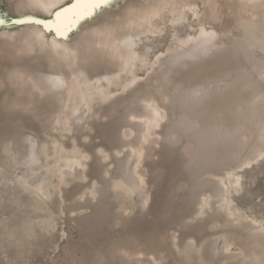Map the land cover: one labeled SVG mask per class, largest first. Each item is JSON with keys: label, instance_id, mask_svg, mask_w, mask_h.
<instances>
[{"label": "rangeland", "instance_id": "374dc122", "mask_svg": "<svg viewBox=\"0 0 264 264\" xmlns=\"http://www.w3.org/2000/svg\"><path fill=\"white\" fill-rule=\"evenodd\" d=\"M32 2L0 0V264H264V0L112 1L66 36L76 0Z\"/></svg>", "mask_w": 264, "mask_h": 264}, {"label": "bare ground", "instance_id": "6f19581e", "mask_svg": "<svg viewBox=\"0 0 264 264\" xmlns=\"http://www.w3.org/2000/svg\"><path fill=\"white\" fill-rule=\"evenodd\" d=\"M33 2V4L34 5H39V6H42L47 12H48V14H50V13H53V10H54V7L58 4V2L60 1V0H52V2H47V0H32ZM117 2V1H119V0H101V3L99 4V6L100 5H104V4H109V3H111V2ZM98 6V7H99ZM96 9V8H95ZM94 9V10H95ZM94 10H92V12L94 11ZM69 16L71 15V14H68ZM23 19V18H22ZM27 19V18H26ZM34 19H36L35 17H34ZM55 19H56V15H55ZM84 19V18H83ZM41 20V19H40ZM82 20V19H81ZM81 20H79V22L77 23V24H75L73 27H72V29H74V28H76V27H78L79 26V24H80V21ZM37 21V20H36ZM54 21L55 20H52L50 23H48V24H46L47 26H46V29H48V28H52V29H54L55 30V25H54ZM35 25V24H34ZM45 27V26H44ZM41 30H43V29H41ZM71 30V29H70ZM70 30H68V31H66V32H64L63 33V35H67L68 34V32H70ZM56 31V30H55ZM43 34V31H41V32H39V36H40V34ZM44 35V34H43ZM58 36V35H57ZM203 36H208L207 34L206 35H203ZM41 37H42V35H41ZM67 46V45H66ZM65 47V46H64ZM64 49H66V48H64ZM187 54V53H186ZM186 54H183V58H186V57H188V55H186ZM190 54H192V55H196V52H195V50L194 51H191L190 52ZM182 61H185L184 59H180L178 62L180 63V62H182ZM46 75V74H45ZM50 77V76H49ZM89 79V78H88ZM48 82H49V86H47L48 87V89H57V88H62V87H65V86H67L68 85V82H67V80H66V78H64V77H61V76H51L50 78H47L46 79ZM214 93V92H213ZM105 95V94H104ZM212 96H213V94H212ZM235 96V95H234ZM82 97V96H81ZM209 97H211V96H209ZM208 97V98H209ZM215 97V96H214ZM218 97V96H217ZM227 98V97H226ZM237 98V97H236ZM205 99V98H204ZM211 99V98H210ZM213 99V98H212ZM198 101H200V99H197ZM216 100H218V99H216ZM218 101H220V100H218ZM237 101H239V100H237ZM187 102V101H186ZM193 102H194V104H193ZM193 102H190V101H188L187 103H185V104H187V105H196L195 104V102L196 101H194L193 100ZM205 103L206 101H200V104L201 103ZM212 102H214L213 100H212ZM211 102V103H212ZM189 103V104H188ZM192 103V104H191ZM207 103H208V101H207ZM207 103H205V104H207ZM220 103V105H221V101L219 102ZM204 104V105H205ZM209 104V103H208ZM147 105V104H146ZM184 105V104H183ZM219 105V104H218ZM223 105V104H222ZM222 105H221V107H222ZM185 106V105H184ZM197 106L198 105H196V108H197ZM201 106H203V105H201ZM212 107L213 106H215L214 104L213 105H211ZM188 107V106H187ZM205 107V106H204ZM203 107V108H204ZM219 107V106H218ZM217 107V108H218ZM221 107L218 109L219 111L221 110ZM148 108V113H149V115H148V117H147V120H148V123H150L151 125H153V126H155V127H158L159 126V124H160V122H161V120L159 119V118H161V117H159V111H158V106H156V105H147L146 106V109ZM185 108H186V106H185ZM191 110L192 109H194L193 107H189ZM195 108V109H196ZM203 108L201 109V110H203ZM209 108H211V107H209ZM215 109H216V106L214 107ZM187 109V108H186ZM199 109V108H198ZM198 109H196V110H198ZM207 109H208V105H207ZM214 109V110H215ZM196 110H194V112L196 111ZM201 110H198L197 112L198 113H201L200 115H204V113H203V111H201ZM209 110V109H208ZM217 110V111H218ZM201 111V112H200ZM209 111H211V109L209 110ZM77 113V107H75L74 109H73V111H72V115H75ZM189 113V112H188ZM217 113V112H216ZM193 114V113H192ZM196 112H195V116H196ZM208 114H213L212 113V111L211 112H208ZM215 114V113H214ZM189 117H190V114L188 115ZM193 116V115H192ZM212 116V115H211ZM219 116V115H218ZM194 117V116H193ZM198 117H199V115H198ZM197 117V118H198ZM202 117V119H204V121H202V122H207V120H206V116H201ZM214 117V116H213ZM78 118V117H77ZM212 118V117H211ZM216 118V117H215ZM215 118H212V119H214V120H212V121H215ZM186 119V118H185ZM195 119V118H194ZM188 120V119H187ZM186 121V120H185ZM196 121H198L197 119H196ZM201 122V123H202ZM216 122H217V119H216ZM218 123V122H217ZM202 124H204V123H202ZM200 123H199V121L198 122H195V121H192L191 120V122H188L185 126L186 127H188L187 128V131L189 130H197V129H199L200 128ZM214 125V124H213ZM217 126V125H216ZM202 127V126H201ZM204 127H205V125H204ZM215 127V126H214ZM209 127H207L206 126V128H204V131L206 130V129H208ZM227 129V128H226ZM212 130H214V129H212ZM209 131H211V130H209ZM191 132V131H190ZM195 132V131H194ZM203 132V131H202ZM222 132H223V134H225L224 133V127H223V129H222ZM226 132V131H225ZM196 133V132H195ZM215 133V132H214ZM213 132H212V135L211 136H213V134H214ZM192 134V133H191ZM199 134H201V133H199ZM195 135V137H194V140L196 141V136L198 137L199 136V138L201 137V136H203L202 134H201V136L200 135ZM208 134H209V132H208ZM220 134V133H219ZM218 134H216V136H217ZM203 137H205V135L203 136ZM214 137V136H213ZM218 137V136H217ZM220 137V136H219ZM215 138V137H214ZM204 139H206V138H204ZM208 139V138H207ZM216 139V138H215ZM221 139V138H220ZM202 140H203V138H202ZM211 140V139H210ZM219 140V139H218ZM222 140V139H221ZM194 141V142H195ZM200 142V141H199ZM202 142V141H201ZM207 142V141H206ZM196 143H197V141H196ZM195 143V144H196ZM219 143V142H218ZM221 144V143H220ZM201 145V144H200ZM33 150V149H32ZM199 150V149H198ZM32 154H33V156H35L36 154H35V152L34 151H32ZM32 156V155H31ZM32 156V157H33ZM35 159V158H34ZM34 159H32V160H34ZM134 174V177H133V175L130 173V175H132L131 176V179L132 178H134L132 181V188L134 189V190H140L139 189V187H138V179L135 177V173H133ZM127 175L125 174V177H126ZM127 178V177H126ZM125 178V179H126ZM129 178V177H128ZM131 181V180H130ZM235 182L237 183L238 182V179H235ZM142 189V188H141ZM140 192H142V190H140Z\"/></svg>", "mask_w": 264, "mask_h": 264}, {"label": "snow or ice", "instance_id": "6c2138e0", "mask_svg": "<svg viewBox=\"0 0 264 264\" xmlns=\"http://www.w3.org/2000/svg\"><path fill=\"white\" fill-rule=\"evenodd\" d=\"M100 3L101 0H76L70 8L57 13L54 21L57 34L63 35L64 32L70 30L75 24H77L79 20L90 16L92 10L97 8ZM68 14L71 15L69 16ZM37 23H40V21H37Z\"/></svg>", "mask_w": 264, "mask_h": 264}]
</instances>
